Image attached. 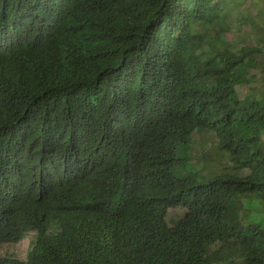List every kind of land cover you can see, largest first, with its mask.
Instances as JSON below:
<instances>
[{"label":"trees","instance_id":"16d2710c","mask_svg":"<svg viewBox=\"0 0 264 264\" xmlns=\"http://www.w3.org/2000/svg\"><path fill=\"white\" fill-rule=\"evenodd\" d=\"M244 7L264 28V0H0V243L33 233L0 264H264V44L219 42ZM204 132L229 166L194 169Z\"/></svg>","mask_w":264,"mask_h":264},{"label":"rangeland","instance_id":"374dc122","mask_svg":"<svg viewBox=\"0 0 264 264\" xmlns=\"http://www.w3.org/2000/svg\"><path fill=\"white\" fill-rule=\"evenodd\" d=\"M248 1L246 2L247 5ZM237 13V15H236ZM241 15H250L249 21H256L254 19V11L253 9L247 10L245 7L241 8V11L238 12L236 10L230 17L228 28L225 33L220 36L219 42L226 44L230 49L237 50L241 46L249 44L255 40L254 37H258L263 40L264 44V28L263 25H259L257 29L254 31L251 29V23L248 24H239V16ZM200 27V25H196ZM206 27L200 28L201 31L206 30ZM211 34L212 30L209 26L207 29ZM212 35H210L211 37ZM213 38V37H212ZM253 74H257L258 76L253 78L248 85L244 87L238 88L239 94H253L254 92L261 90V81L262 77H260V73L258 70H253ZM191 150H190V158L191 163L195 170L199 169L202 172L206 170H216L221 169L226 166H229L230 161L227 160L226 155L218 148L217 139L211 132H204L202 134L194 133L191 137ZM248 201H256L261 205L259 209H251L248 208L247 205L244 206V210L242 212V217L245 223H247V217L250 213H258L264 214V203L255 197H251ZM183 209L175 207L168 210L166 220L171 222L176 218L178 214L181 213ZM33 237V233H29L25 238L18 242H8V243H0V255H14L19 259H24L26 257L30 240Z\"/></svg>","mask_w":264,"mask_h":264},{"label":"clouds","instance_id":"9594fccd","mask_svg":"<svg viewBox=\"0 0 264 264\" xmlns=\"http://www.w3.org/2000/svg\"><path fill=\"white\" fill-rule=\"evenodd\" d=\"M244 203L251 209L261 208V205L256 201L245 200ZM245 226H264V214L250 213L247 217V224Z\"/></svg>","mask_w":264,"mask_h":264}]
</instances>
